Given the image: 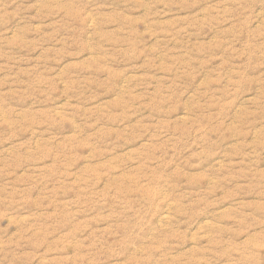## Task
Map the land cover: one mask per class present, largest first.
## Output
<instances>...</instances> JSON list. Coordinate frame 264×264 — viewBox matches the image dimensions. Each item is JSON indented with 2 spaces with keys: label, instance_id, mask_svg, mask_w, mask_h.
Returning a JSON list of instances; mask_svg holds the SVG:
<instances>
[{
  "label": "rangeland",
  "instance_id": "obj_1",
  "mask_svg": "<svg viewBox=\"0 0 264 264\" xmlns=\"http://www.w3.org/2000/svg\"><path fill=\"white\" fill-rule=\"evenodd\" d=\"M0 264H264V0H0Z\"/></svg>",
  "mask_w": 264,
  "mask_h": 264
}]
</instances>
